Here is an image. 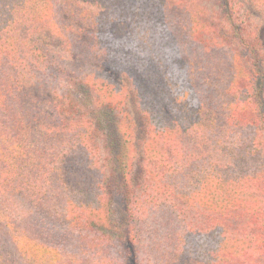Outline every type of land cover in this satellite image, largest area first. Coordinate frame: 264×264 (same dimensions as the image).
Segmentation results:
<instances>
[{
	"label": "trees",
	"instance_id": "trees-1",
	"mask_svg": "<svg viewBox=\"0 0 264 264\" xmlns=\"http://www.w3.org/2000/svg\"><path fill=\"white\" fill-rule=\"evenodd\" d=\"M263 29L264 0H0V264H264Z\"/></svg>",
	"mask_w": 264,
	"mask_h": 264
},
{
	"label": "rangeland",
	"instance_id": "rangeland-1",
	"mask_svg": "<svg viewBox=\"0 0 264 264\" xmlns=\"http://www.w3.org/2000/svg\"><path fill=\"white\" fill-rule=\"evenodd\" d=\"M263 37H264V31H263ZM131 113H132V116L136 122V127L138 128V134H140V130H141L142 125H143V121H142L141 114L139 113V111L137 109V106L135 104L134 99L131 100ZM122 214H123L122 202H120V200H117L116 206H115L114 216H115V219L118 220V222H120V220L122 218Z\"/></svg>",
	"mask_w": 264,
	"mask_h": 264
}]
</instances>
